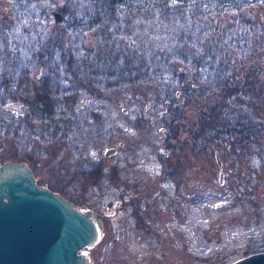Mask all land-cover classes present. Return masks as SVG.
I'll list each match as a JSON object with an SVG mask.
<instances>
[{
    "label": "rangeland",
    "instance_id": "obj_1",
    "mask_svg": "<svg viewBox=\"0 0 264 264\" xmlns=\"http://www.w3.org/2000/svg\"><path fill=\"white\" fill-rule=\"evenodd\" d=\"M165 1L171 8V0H133L128 5L131 14L134 7L152 12L153 7ZM253 1L221 0L225 4L218 7L214 0L210 9L220 11L219 17L211 18L208 24L190 18L184 22H164L162 28L167 35L155 33L148 37L144 24L127 21V27L122 17H118L119 23L115 24L123 26V32L129 36L119 38L114 49L124 55L128 53L126 56L135 53L138 60L147 57L151 49L161 56L166 43L171 49L179 46L177 41L182 46L189 32L194 37L197 32L203 37L199 42L195 38L196 45L188 48L191 50L188 62L176 58L164 62L176 71V75L167 79L150 76V82L146 79L109 89L101 101L92 98L89 89L82 92L74 89L64 95L65 104L55 112L58 121H69L60 126L68 132L63 135L48 133L49 128L57 126L52 125L53 119L47 124L40 116L42 102L50 98L42 88L49 70L39 66L31 56L38 46V37L29 31L27 19L15 23L7 32L5 46L0 39V162H25L38 185H46L78 206L84 205L105 216L102 237L90 250L92 264H229L264 252L263 133L255 140L250 129L245 135L239 132V143L231 147L229 140L222 142L221 138L212 139L207 132H201L205 129L204 118L211 114L210 108L220 96L211 72L215 73L216 65L228 62L231 72L237 74L235 80H240L245 68L261 62L258 48L245 54H238L237 50L226 53L236 56L231 61L218 59L213 64L207 58L203 64H197L203 57L202 49L213 37L211 28L218 27L216 35H221L223 29L231 33L230 20L235 17L253 24L251 35L255 40L264 35V4ZM8 8L0 1V15L9 16ZM94 13L90 11V16ZM46 19L50 25L45 34L53 32L54 22L50 14ZM100 19L95 17L96 23ZM157 27L156 32L161 30ZM78 41L63 46L73 50L77 63L87 58ZM84 45L96 50L106 47L91 37ZM6 49L19 54L7 56ZM192 60L196 62L193 65ZM44 62L50 65L49 61ZM262 71L261 95L234 99L240 104L249 103L245 114L251 123L256 117L264 119V68ZM67 76H61L64 78L61 86L78 88L73 82L75 77ZM92 80H96L93 84L96 90L102 91L99 77ZM166 97L171 99L168 107L163 102ZM178 105L180 110L166 115L173 122L170 131L175 126L179 132L175 148L166 153L161 139L163 119L158 115ZM94 114L103 118L102 124H96ZM140 118H153L154 127L147 132L130 127V122ZM106 126L115 133L119 129L121 137L116 135L114 141H109ZM106 151L112 155L106 156ZM99 160L103 161L104 169L93 175L91 165ZM113 170L119 173L115 180L111 176Z\"/></svg>",
    "mask_w": 264,
    "mask_h": 264
},
{
    "label": "trees",
    "instance_id": "obj_2",
    "mask_svg": "<svg viewBox=\"0 0 264 264\" xmlns=\"http://www.w3.org/2000/svg\"><path fill=\"white\" fill-rule=\"evenodd\" d=\"M0 1L9 7L6 10L9 12V16L4 14L0 15V39L4 40V46L6 45L7 32L16 25L15 23H22L26 19V26L29 31L36 33L38 37L36 40L38 41V46L36 51L31 53V56L39 66L49 70V74L42 81V88L46 95L50 96L49 99L42 102V107L39 109L40 116H42V120L47 124L53 119L52 125L55 124L57 126L49 128L48 133L58 132L60 134L59 132H62L60 135H63L64 131L68 133L66 132L67 130H64L60 126L69 121L57 122L54 120L55 112H58L60 106L65 104V99L62 102L64 95L69 94L74 89L79 92L89 89L91 90V94L89 95L91 97L93 96L92 98L95 100L101 101V97L109 89L122 88L126 84L133 85L139 81H146V79L149 81L148 78L150 76L156 78V80L167 79L165 77L169 75H176V71L174 68L165 66L164 62L166 63L169 59L176 58L185 63L191 57L188 54L191 50L188 48L196 45V40L199 42L200 38L203 37L198 32L195 37L192 32H189L187 33L185 42L181 43L182 46L177 41V45L181 47V50L178 49L179 46L171 49V45H167L168 43H166L163 45V51H160L161 56H157L158 53L151 49L148 55H146L147 57L138 60L134 57L135 53L134 55L130 53L126 56L128 53L124 55L119 50L115 51L114 49L116 47L114 45L118 42V39L122 38V36L125 38L128 35H126V32H123V26H117L115 24L119 23V18L122 17L125 26L129 24L127 21H139L142 25L144 24L146 26V33L150 37L155 33L166 34L164 33L166 31L162 28L164 22H175L179 20L184 22L186 18H190V20L197 22L205 20L208 24L211 18L220 16V11H215L213 7L210 9L214 0H171V8L167 7L168 4L165 1L153 7L152 12L147 10L142 11L141 7H134V13L132 14L130 13L131 5L128 4L132 3L133 0ZM254 1L264 4V0ZM215 2L218 7L225 4L221 0H215ZM122 10L123 14H120ZM90 11H94L95 13L90 16ZM49 14L54 21L51 24L53 26L51 27L53 32L49 33L48 31L45 34V31L49 30L50 22L46 19V16ZM27 16L30 17L27 18ZM95 17H101L100 20L102 22L96 23ZM239 19L235 17L230 20L229 30L233 31L231 33H226V29H223L221 35H216L215 33H218L216 32L218 31V27L211 28L214 29L213 37H211L206 48L202 49L203 57L197 62V64L201 65L207 58H210L213 64L218 59H222L221 61L225 59L231 61L236 56L226 53L237 50L236 52L238 54L243 52L245 54L253 52L250 51L253 48H258L256 52L261 62L250 66L248 69L245 68L242 71L241 81L235 80L237 74L231 72V63L228 64V62H226V65H216L217 70L215 73L211 72L216 82L215 90L218 89L220 91V96L217 103L210 108L211 114L204 118L202 126L205 129H201V132H207L212 139L221 138L222 142L229 140L230 142L228 144L231 147L233 143H239L240 139L237 137L240 135L239 132L245 135L247 129H250V133L255 134V140L259 139L261 133H263L264 137V119L256 117L257 120H253L251 123L245 114L250 106L249 103L240 104L234 101L235 97L241 95L252 97L260 96L263 90L260 76L263 74L262 70L264 68V35L259 37L258 40H255V37L251 35L253 34L251 30L253 24ZM157 26L161 28L158 32L155 31L158 28ZM131 36L133 35L131 34ZM89 37L94 38L102 46L106 47H102L99 50L92 48L93 46L90 45L85 47L84 43H87ZM77 41L79 49L81 48L87 56L85 60L79 63L74 60L73 50L63 48L65 43L68 42L71 45L77 43ZM64 52L66 55H64ZM5 54L10 56L12 54H19V52L14 53V51L6 49ZM55 59H59L61 62L54 61ZM45 60L50 62L49 66L46 65ZM193 63L196 62L193 61L192 65ZM204 71L203 73H205ZM69 74L75 77V80L72 81L78 88L61 86V82H64V78L61 79V76L68 78L67 75ZM95 76L99 77L100 90L102 91L96 90V86H93V84H96V80H92ZM170 91L169 88L167 94H170ZM166 100H168L167 97L163 102ZM230 125H234L233 128ZM251 129H254V131ZM97 135L99 138V133ZM198 140L196 138V141Z\"/></svg>",
    "mask_w": 264,
    "mask_h": 264
},
{
    "label": "water",
    "instance_id": "obj_3",
    "mask_svg": "<svg viewBox=\"0 0 264 264\" xmlns=\"http://www.w3.org/2000/svg\"><path fill=\"white\" fill-rule=\"evenodd\" d=\"M104 217L38 185L26 163L0 164V264H92ZM229 264H264V252Z\"/></svg>",
    "mask_w": 264,
    "mask_h": 264
},
{
    "label": "flooded vegetation",
    "instance_id": "obj_4",
    "mask_svg": "<svg viewBox=\"0 0 264 264\" xmlns=\"http://www.w3.org/2000/svg\"><path fill=\"white\" fill-rule=\"evenodd\" d=\"M249 2L251 1V0H248ZM178 95V93H176V96ZM167 96H169V94L167 95ZM171 100V99H170ZM170 100H166V101H164V104L168 107V105H170L171 104V102H170ZM180 110L181 109V107H179V105L178 106H174L172 109H168V110H165L164 112H162V113H160L159 115H158V118H162L163 119V130H162V135H163V137L161 138L162 139V143H163V149L166 151V153H168L167 152V150H172V149H170V148H175L174 147V142H177V139L179 138V132H178V128H176L175 126L173 127V132H171L170 131V126L173 124V122L170 120V119H168V117H169V115H170V113H171V115H174V111H176V110ZM147 112H148V110H147ZM65 114H67V112L65 113ZM167 114H169L167 117H166V115ZM25 117V115H23L20 119H18V122H20L21 120H23L22 118H24ZM82 117V116H81ZM27 118V117H26ZM93 118H95L96 120V124H102L103 123V118H100V117H98V115H96V114H94L93 115ZM141 120L140 121H138V120H136V121H134V122H130L129 123V125H130V127H132L133 129H135V130H140V132H147V131H149V130H151V128H153L154 127V124H155V121H154V119L152 118V119H145V118H140ZM54 120L55 121H57V122H59L55 117H54ZM61 122V121H60ZM110 123V122H109ZM107 127V126H106ZM118 129V128H117ZM101 130V129H100ZM99 130V131H100ZM108 130H112L113 131V129L112 128H108L107 127V136H108V139H109V141H114V139L117 137L116 135H118L119 137H121V135H120V131H118V130H116L117 132L115 133V131H113V133L112 134H110L109 133V131ZM99 134H100V132H99ZM138 134H136V136H137ZM119 141V140H118ZM123 143H122V141H120L119 142V146H121ZM107 152V151H106ZM110 153V152H109ZM166 153H164V155L163 156H166ZM105 155H106V153H105ZM112 155V153H110V155H106V156H111ZM6 161H10V162H15V163H20V162H23V161H12V160H4V161H2V162H0V164H2V163H4V162H6ZM25 163V162H24ZM104 163H103V161H101V160H99V161H94L93 163H92V167H94V169H93V171H92V173L91 174H97V175H99V174H101L100 172H102L103 171V169H104V165H103ZM28 166V165H27ZM29 167V166H28ZM29 169H31L30 167H29ZM32 171V170H31ZM112 175L111 176H113L114 177V180H115V176H116V179L118 178V176H119V173H117L115 170H113L112 171ZM92 177V176H91ZM113 179V178H112ZM124 184H126V183H124Z\"/></svg>",
    "mask_w": 264,
    "mask_h": 264
}]
</instances>
